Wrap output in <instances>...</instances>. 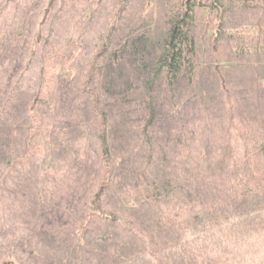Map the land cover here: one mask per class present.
Masks as SVG:
<instances>
[{
	"label": "trees",
	"instance_id": "16d2710c",
	"mask_svg": "<svg viewBox=\"0 0 264 264\" xmlns=\"http://www.w3.org/2000/svg\"><path fill=\"white\" fill-rule=\"evenodd\" d=\"M11 259L264 264V0H0Z\"/></svg>",
	"mask_w": 264,
	"mask_h": 264
},
{
	"label": "rangeland",
	"instance_id": "374dc122",
	"mask_svg": "<svg viewBox=\"0 0 264 264\" xmlns=\"http://www.w3.org/2000/svg\"><path fill=\"white\" fill-rule=\"evenodd\" d=\"M11 261H12L13 264H17L14 260L11 259ZM13 261H14V262H13Z\"/></svg>",
	"mask_w": 264,
	"mask_h": 264
}]
</instances>
